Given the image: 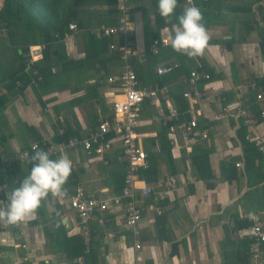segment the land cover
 <instances>
[{
  "label": "crops",
  "instance_id": "1",
  "mask_svg": "<svg viewBox=\"0 0 264 264\" xmlns=\"http://www.w3.org/2000/svg\"><path fill=\"white\" fill-rule=\"evenodd\" d=\"M194 4L204 17L209 35L203 55L191 59L184 56L181 62L169 52L166 59L152 69L153 75L148 74L151 78L138 79L141 88L155 84L167 87L168 102L180 114L181 121L189 119L185 113L189 107L199 114L195 141L186 143L175 121L164 124L152 119L160 112L167 113L164 99L160 98L159 108L149 102L144 104L137 132L149 167L141 170L137 186L148 185L153 191L139 202L143 209L139 224L141 249L133 248L132 236L124 224L122 204L110 207L98 215L97 221L90 223V240L85 243L76 226L77 218L70 209V198L81 186L89 192L118 194L126 167L118 158L119 143L104 159L95 154L87 155L79 144L50 157L66 156L72 162V174L65 185L67 195L57 199L49 197L33 218L15 227L0 229L2 260L9 264H45V261L79 264V260L83 264H249L250 241L239 239L237 232L249 225L254 216L264 214V149L260 150L251 140L258 138L264 147V117L261 111L258 116L251 113L252 124L246 125L242 117L215 120L214 116L222 107L239 104L244 108L248 90L241 91L245 100H239L238 88L250 86L254 79H264V0H194ZM1 5L2 1L0 9ZM146 6L154 32L153 8L147 2ZM126 9L130 27L137 26L140 32L136 40L141 50L150 43L144 40L142 12L130 17ZM176 17L177 22L167 19L159 38L174 37L175 27L179 26V15ZM0 23L4 24V28L1 27L4 33L0 36V180L4 175L10 191L20 185L32 162H16L2 174V155L13 157L44 139L52 144L70 138H82V142L103 117L112 115L111 93L115 87L107 83L109 77L100 79L102 73L97 75L90 70L80 80L59 77L41 89L42 81H37L32 71L36 69L35 63L42 60L44 48L32 63L23 56L28 47L45 46L41 37L33 43L16 45L8 38V22L0 20ZM96 27L99 26L83 29ZM81 35L82 32L72 34L68 29L58 40L61 52L70 60L84 57ZM113 39V42L118 41ZM169 47L171 44L160 49ZM149 54H146L147 60ZM172 63H179L180 67L163 76L155 73L158 66ZM51 64L53 74L61 72V65L55 61ZM137 65L141 69L146 67ZM120 68L111 76L119 74ZM192 70L211 78L208 82L203 79L198 82L201 96L196 104L183 97L184 92L190 91L185 80ZM19 71L24 74L23 81H16L12 89L7 88L10 78L19 75ZM39 77L42 80L40 74ZM256 103L260 110L264 108V100ZM182 107L185 108L180 109ZM241 124L245 129L238 135ZM66 129L74 136L55 141L54 137L64 136ZM62 131L64 133L60 134ZM201 132L206 133V137L200 135ZM246 142L256 148L250 150ZM245 155L249 157L248 164ZM232 163L234 166L240 163L239 167L235 166V172L230 168ZM168 177L176 180L175 194L169 199L154 200L159 183ZM171 202L170 210L160 214L151 210Z\"/></svg>",
  "mask_w": 264,
  "mask_h": 264
},
{
  "label": "built area",
  "instance_id": "2",
  "mask_svg": "<svg viewBox=\"0 0 264 264\" xmlns=\"http://www.w3.org/2000/svg\"><path fill=\"white\" fill-rule=\"evenodd\" d=\"M207 1V0H204ZM126 0L123 7L120 6V0H118V10L122 11V16L118 20V24L114 26L101 25L91 29H80L76 24H69L68 29L75 34L77 32H89L96 36V38H116L122 36V44L118 42H112L109 45V49L120 53V58L123 61L119 74L111 76L107 79V83L111 84L115 89L111 93L113 96L110 104L111 116L103 117L97 124L96 129L89 133L82 142L78 138H70L64 142H58L55 144L49 143L47 139L41 142H34L28 148L19 151L13 157L1 156V172L4 174L11 165L16 162L29 164L31 157L35 151L44 150L49 152L50 157L56 154H60L61 151L71 150L77 145H82L87 155L95 154L99 159H104L106 153L114 149L117 144L121 148L119 153V161L122 162L125 169V176L123 179V186L118 194H111L109 192H89L84 187H77L74 195L69 200L70 209L74 212L77 221L76 226L80 230L85 239V243L90 240L91 228L90 223L98 220V215L106 212L110 207L114 205H123L124 211V224L129 230L133 239V248L138 251L141 249L140 243V221L142 219L143 209L139 202L142 198L148 197L152 194V187L144 185L138 187L139 177L141 170L149 167V161L147 154L141 146L140 137L137 132V126L139 123L140 115L143 110L144 104L149 102L152 106L160 107V98L164 99L167 104V113L160 112L161 114L153 116L154 121L166 124L167 121H175L177 123L176 128L179 130L182 138L186 143L189 141H195V136L198 122V112H195L193 108L189 107L186 110L188 120L186 122L180 120V114L176 109L168 102L169 90L167 87H159L158 85H152L149 87L141 88L139 86L138 76L134 70V64L131 63L133 57L136 58L137 64L140 66H146L148 60L147 53L157 54L159 49L165 46H169L173 37H161L159 39H152V41L141 50L138 49L136 37L139 35L137 26L131 28V21L127 16ZM189 6H195L194 0H185L183 9ZM4 24L0 23V36L3 35ZM131 35L135 36L134 38ZM44 48L43 45L36 47H28L27 52L23 56L29 58L28 62L32 63L41 56V51ZM135 49V50H133ZM180 67L179 63H172L170 65H161L155 68V73L159 76L167 75L177 70ZM37 81H41L39 72L37 69L32 71ZM208 81L210 76L206 73L192 70L189 74L185 84L190 87V91L184 92L183 97L187 99L191 104L198 103L201 96L198 88V82L200 80ZM207 84L204 85V88ZM255 83L250 86H242L238 88L239 100H245V97L241 95V91H247L250 88H254ZM257 101H263L264 96L262 93H257ZM261 115L264 117V108L261 109ZM227 117L243 118L246 125L252 124L251 114L239 104L235 106L222 107L219 113L214 116L215 120H222ZM64 132H60L63 134ZM203 137H206V133H199ZM255 141L260 150L264 147L260 145L258 138H252ZM104 163H107L105 161ZM236 167L240 166V163L235 164ZM159 189L155 192L154 200H165L172 197L177 190L176 180L174 177H168L165 181H162L158 185ZM9 191L8 183L3 175L0 181V207H4L6 203V192ZM140 197V198H139ZM139 198V199H138ZM173 208V204L167 203L164 207H152L151 210L157 214L162 213ZM34 216V215H33ZM31 216L30 218H33ZM16 225H9L0 222V229H7L15 227ZM239 239H247L250 241L248 248V260L249 264H264V214L256 215L251 220V223L245 227H242L238 232ZM83 264L81 260L78 262ZM0 264H9L0 258ZM48 264V261H45Z\"/></svg>",
  "mask_w": 264,
  "mask_h": 264
},
{
  "label": "trees",
  "instance_id": "3",
  "mask_svg": "<svg viewBox=\"0 0 264 264\" xmlns=\"http://www.w3.org/2000/svg\"><path fill=\"white\" fill-rule=\"evenodd\" d=\"M1 1L2 6L0 9V20L8 22L7 29L10 42L16 45H20L21 43L27 44L36 42V38L41 37L42 43L45 44L42 60L34 65L42 77V82L39 84L41 89L47 88L49 82L51 83L53 79L59 77H63L64 79L74 78L76 80H80L79 78L90 70L97 75L102 73L99 78L106 80L115 72L116 69L122 66L123 61L120 59V53L109 49V44L113 42V38H96V36L90 34L89 32H82L81 37L84 57L76 61L68 59V57L61 52V44L58 43V40L63 38L65 33L68 32V25L71 22H75L77 27L80 29H83L85 26H100L102 24L105 26L115 25L118 17L122 15V11L116 9L117 0ZM182 1L183 0H178L177 8L175 10L176 13L169 17V19H172V22H177V17L175 18V16L181 15L183 12V9H180L179 7ZM144 2L149 3L153 8L152 16L154 32H150L148 29L149 20L145 14L146 12L139 10L140 7L138 8V6ZM206 5L208 6L209 3ZM125 6L128 8L130 17L138 11H141L143 17H145L143 19V26L144 40L146 43L149 41L151 42L152 39H159V31L167 26L168 21L159 15L158 0H126ZM131 37L134 38L133 35ZM149 37H151V40H149ZM122 41V36L118 37L117 42L121 43ZM169 52H172L170 55L174 56L177 61L182 62L183 57L185 56L173 51L172 47H169V49L167 48V50L166 48L159 49L156 55L152 53L148 55V66L146 65V67L142 69L138 67L137 60L133 59V57L131 59V63L135 66L134 70L138 79L141 81H147L151 78L152 76L150 77V75L152 74V69H154L156 64L164 61ZM53 61H55L57 65H61V72H56L54 74L51 72V62ZM21 71H19V75L10 78V83L6 85L7 88L12 89L16 81H23L24 74H20ZM254 83L255 87L253 89H248V93L246 95L247 101H245L243 107L250 114L252 113L254 115L257 113L258 116L261 110L256 103V95L260 92H263L262 94H264V79H254ZM184 108L185 107H182L180 109ZM239 128L238 135H240V131L245 129V126L241 124ZM71 136H74L72 131L66 129L64 136H55L54 140L59 141ZM81 139L82 138H80V140ZM38 142H41V140ZM245 144L250 148V150H254V148H256L251 143L248 144V142H246ZM248 158L249 157L245 155L247 164L249 163ZM231 166L232 167L230 168H232V171L235 172L236 168L234 163H232ZM204 167L207 168V165Z\"/></svg>",
  "mask_w": 264,
  "mask_h": 264
},
{
  "label": "clouds",
  "instance_id": "4",
  "mask_svg": "<svg viewBox=\"0 0 264 264\" xmlns=\"http://www.w3.org/2000/svg\"><path fill=\"white\" fill-rule=\"evenodd\" d=\"M125 0H120L123 7ZM178 0H158L159 15L167 20L174 15ZM179 26L171 40L173 51L188 58L203 55L209 43L204 17L196 6L183 9L178 17ZM32 167L19 186L6 192V203L0 207V222L18 225L41 208L49 197L53 199L67 195L65 185L72 174V162L66 156L50 158L49 152L35 151L31 157Z\"/></svg>",
  "mask_w": 264,
  "mask_h": 264
},
{
  "label": "rangeland",
  "instance_id": "5",
  "mask_svg": "<svg viewBox=\"0 0 264 264\" xmlns=\"http://www.w3.org/2000/svg\"><path fill=\"white\" fill-rule=\"evenodd\" d=\"M1 1V0H0ZM2 6V5H1ZM140 7V8H139ZM138 8H139V10H141V11H143V12H146L145 14L147 15V17H149V15H150V11L148 12V10H147V6H146V2H144V3H142V4H140L139 6H138ZM140 11V12H141ZM145 17H143V19H144ZM149 31L151 32L152 30H153V27H152V22H151V19L149 20ZM10 50V49H9ZM11 51V50H10Z\"/></svg>",
  "mask_w": 264,
  "mask_h": 264
}]
</instances>
